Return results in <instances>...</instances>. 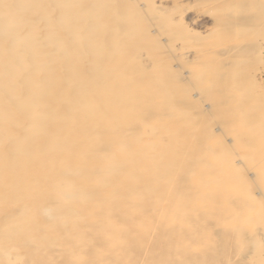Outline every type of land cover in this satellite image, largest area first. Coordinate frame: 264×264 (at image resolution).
Wrapping results in <instances>:
<instances>
[{
  "label": "rangeland",
  "instance_id": "1",
  "mask_svg": "<svg viewBox=\"0 0 264 264\" xmlns=\"http://www.w3.org/2000/svg\"><path fill=\"white\" fill-rule=\"evenodd\" d=\"M0 66L1 171L18 167L36 187H0V264H264V195L250 175L264 0H0ZM113 92L122 99L94 116L79 104ZM101 126L113 128L105 139ZM82 128L112 172L100 162L85 175L67 139ZM68 185L81 204L52 210ZM11 248L19 261L1 258Z\"/></svg>",
  "mask_w": 264,
  "mask_h": 264
},
{
  "label": "bare ground",
  "instance_id": "2",
  "mask_svg": "<svg viewBox=\"0 0 264 264\" xmlns=\"http://www.w3.org/2000/svg\"><path fill=\"white\" fill-rule=\"evenodd\" d=\"M196 22V21H195ZM175 62V61H174ZM2 67V66H0ZM4 68V67H3ZM33 69H35L34 72H38L39 69L38 67H34L33 66ZM0 73H1V68H0ZM173 77V76H172ZM49 79V80H48ZM45 80H47V83H49L51 81V76L49 75ZM35 81V80H34ZM10 87L14 88L15 89V82H10ZM42 90L44 91H41V96L42 97H46L48 98V95L49 94V88H43ZM45 93L46 96H45ZM109 93V92H108ZM108 93H106L107 95L105 96L104 100L103 101H100L98 102L97 104L96 103H93V102H90L87 98H85L82 94L80 95V105L83 106L85 109H86V113L88 112V114L91 116H94L98 113V110H99V107L101 106L102 108H104L105 111H107V109L109 110L111 108V106L113 105V103L115 104L116 101L118 100H121L122 99V94L121 92H113L112 93V96L109 95ZM1 99V98H0ZM136 99V98H135ZM16 100V99H15ZM50 100V99H49ZM60 102V101H59ZM205 103V102H204ZM0 104H1V101H0ZM18 104V103H17ZM79 105V106H80ZM176 105V104H175ZM78 106V105H77ZM237 106V105H236ZM239 107V106H238ZM241 107V106H240ZM48 109H51V107H47ZM4 109V103L2 105V110ZM9 110H12L11 109V106H8L6 107V111H9ZM205 110V109H204ZM24 112V111H23ZM23 115V114H22ZM33 117L36 116V113L33 112L32 113ZM257 117V116H256ZM126 117H121L119 118L118 117V120L121 121V124H126L127 122V119L124 120ZM46 121V119H43ZM117 120V118L115 119V121ZM29 126H31V124L33 122H31V120L29 119V122H28ZM116 126L118 125V122L116 121ZM104 124V123H103ZM120 128V125L118 126ZM94 128V127H92ZM99 132L101 134L100 137H102V139H105L107 137V135L110 133L109 131L112 130V129H109L108 132L105 130V127L101 126ZM248 130V128L246 129ZM57 131V130H56ZM150 135H152L153 133V130L151 129L149 131ZM247 132V131H246ZM114 135V136H113ZM113 140H116L118 139V136L116 134H113ZM161 136L163 134H160ZM160 136H150L149 138H147V141H149L150 143L152 144H155L156 142V139L159 138ZM155 138V139H154ZM69 140V143H71L72 146H75V159L78 158L79 160H83L85 161V165L82 164V169H83V172L85 173V175H88L87 172H88V166L90 164H99L100 162H102L100 160V149H99V146H93V143H92V139L91 137H89L88 135H86L84 129H80L77 131V134L74 138H67ZM66 139V140H67ZM65 140V141H66ZM67 140V141H68ZM43 147H49L53 144H55L54 140H44L43 141ZM250 145H251V149H252V159L251 161L254 163L253 166H252V174L251 177L252 179H254L255 181L256 180H260L261 183H262V186L260 187L261 189L259 190L260 192H257V188H256V193L257 195H264V114H261L259 115L258 118H256L253 123L251 124V134H250ZM34 148H37V145L34 144L32 145V149ZM73 157V156H72ZM134 157V156H133ZM74 159V158H73ZM135 159V158H134ZM137 159V158H136ZM48 163H49V160L48 158H46V160ZM143 163L145 162H142V163H139V166L143 165ZM3 164H5V161L0 158V172L2 174L1 175V183H0V187H3L4 185H7V187H9V189H11L12 193L14 194H20V193H25L27 191H30L32 192L33 194L36 193V187H35V179L33 180V178H31V175L30 174H27L26 176L23 175L22 178L20 179H17V174L16 172H19L18 170V167H13L12 169H10L9 171H7L6 173H4L3 171L1 170H4V168L2 167ZM75 164V163H72V165ZM102 164H105L107 165V171L110 173L112 172V169H113V166L111 165L110 162L108 161H105V162H102ZM51 166H54L52 164H50ZM235 167V166H234ZM67 170H65L66 172H72L74 171L75 169H73L70 166H68L66 168ZM65 172V173H66ZM92 173V172H91ZM2 178L5 179L2 180ZM87 178V177H85ZM252 181V180H251ZM29 182V183H27ZM256 183V182H255ZM258 184V183H257ZM130 185V183L128 184ZM127 185V186H128ZM255 186V185H253ZM110 190L109 187H107L102 193L103 195H106L107 192ZM255 190V189H254ZM83 189L82 187L78 186V185H75V186H71V185H68V186H65L61 192H59V196H58V204L55 205L52 210L54 209H60V208H63V207H67V204L69 205V203L71 202H74L75 200L78 201L79 204H81V197H83ZM259 193V194H258ZM259 195V196H260ZM78 197V198H77ZM166 197V196H165ZM78 200H77V199ZM83 200V199H82ZM9 201L7 199H4V201L1 203L2 206H4L6 203H8ZM8 205V204H7ZM118 208L119 209H123V205L122 204H118ZM23 211H30V212H35V211H44L46 212L45 214L47 215V212H49V210H46L44 208L42 209H39L37 207H32V205L30 204V202H26V204L24 205V209ZM42 213V212H41ZM43 214V213H42ZM49 215V214H48ZM39 216V215H38ZM44 217V216H43ZM50 217V216H49ZM25 219H27V221H30V222H33L35 221V216H26L24 217ZM41 218V217H40ZM39 218V219H40ZM46 218V217H45ZM43 218V219H45ZM51 218V217H50ZM49 218V219H50ZM188 218L190 220H193L194 219V216L193 215H189ZM254 218V215H250V216H246L245 217L243 216L242 218V224H243V229L244 227L249 228L250 227V224L252 222ZM42 219V218H41ZM40 219V220H41ZM55 219H60L57 217H55ZM73 217H67V220L70 221L72 220ZM75 219V217H74ZM73 219V220H74ZM262 219V218H261ZM17 219H11V221H16ZM66 219H64L65 221ZM195 220V219H194ZM257 229V227H256ZM40 231V230H39ZM41 233V232H40ZM90 237H93L95 239L94 242L96 243V245H99L101 246V243L103 241H105V238L102 237L101 233L100 232H97L96 229H92L91 232H90ZM99 233V234H98ZM63 234V233H62ZM80 235V234H79ZM78 238V236L76 237ZM82 240V237L79 236V240ZM15 240V239H14ZM114 240H110V244L114 243L113 242ZM49 245V244H47ZM100 249V248H99ZM98 250V249H97ZM11 256L12 257V261L9 260V262H15V261H19L22 257V255L18 252V250L16 248H11L9 249L5 254L3 253V255L1 256L2 259H8L7 257ZM21 262V261H20ZM7 263V262H5ZM18 263V262H16ZM12 264V263H10ZM19 264V263H18Z\"/></svg>",
  "mask_w": 264,
  "mask_h": 264
}]
</instances>
